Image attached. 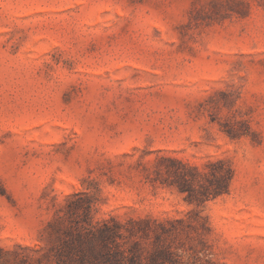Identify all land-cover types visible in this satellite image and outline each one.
<instances>
[{
  "label": "rangeland",
  "instance_id": "374dc122",
  "mask_svg": "<svg viewBox=\"0 0 264 264\" xmlns=\"http://www.w3.org/2000/svg\"><path fill=\"white\" fill-rule=\"evenodd\" d=\"M159 155L225 159L230 191L153 185ZM76 192L94 220L199 211L184 262L264 264V0H0V264H56Z\"/></svg>",
  "mask_w": 264,
  "mask_h": 264
},
{
  "label": "trees",
  "instance_id": "16d2710c",
  "mask_svg": "<svg viewBox=\"0 0 264 264\" xmlns=\"http://www.w3.org/2000/svg\"><path fill=\"white\" fill-rule=\"evenodd\" d=\"M148 178L153 185L174 186L189 202L203 205L230 191L234 170L225 159L210 160L202 169L159 155ZM93 203L89 194L76 192L49 223L56 239L47 255L51 253L56 264H200L198 257L184 262L179 253L196 237L203 240L201 229L207 218L199 211L191 213L189 224L184 218L153 216L122 221L112 215L94 220Z\"/></svg>",
  "mask_w": 264,
  "mask_h": 264
}]
</instances>
